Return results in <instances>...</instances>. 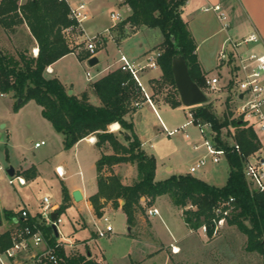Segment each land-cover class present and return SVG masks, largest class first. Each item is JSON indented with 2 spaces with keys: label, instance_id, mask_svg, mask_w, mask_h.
Segmentation results:
<instances>
[{
  "label": "trees",
  "instance_id": "16d2710c",
  "mask_svg": "<svg viewBox=\"0 0 264 264\" xmlns=\"http://www.w3.org/2000/svg\"><path fill=\"white\" fill-rule=\"evenodd\" d=\"M187 1L124 0L131 12L118 24L122 33L128 28L151 27L161 30L163 40L156 48L161 51L158 61L162 77L153 81V85L155 89L161 88L164 83L172 86L164 101L173 107L183 104L172 71L175 57L184 55L192 78L204 91L208 86V73L198 61L197 43L182 16ZM23 21L37 40L39 53L34 55L25 48L15 56L0 48V91L16 98L15 110L35 100L42 107L43 116L64 135L65 148H71L89 135L97 137L98 146L109 144L113 148V153H103L96 162L99 189L91 196V201L97 215L103 214L102 197L112 200L114 207H119L120 199H124L122 208L128 222L134 224L137 212L142 208L143 196L148 198L151 205L159 196L169 195L173 203L183 209L184 219L190 228L199 229L207 224L209 237H212L215 209L222 205L231 208L227 224L237 226L246 235V250L264 255V192L253 187L244 172L245 160L260 148L251 126L241 118H231V115L223 119L218 117L210 100L198 105L192 111L194 122L200 125L210 123L215 132L213 142L219 147L232 148L227 155L230 170L226 183L222 186L212 184L190 172L158 180L156 156L146 151L135 132L133 115L139 108L136 103L144 100L141 86L133 74L117 67L92 79L89 88L82 93L70 94L63 81L51 76L47 69L61 57L75 52L65 37L66 28L73 23L68 3L65 0H26L21 4L18 0L1 1L0 23L5 28L15 30V26ZM78 57L86 60L91 53L87 50L86 53H78ZM91 94L96 95L101 103H94L90 99ZM18 98H22V101L18 102ZM115 122L120 123L117 132L110 128ZM231 125L236 128L233 144H238L240 151L221 138L223 128ZM123 162L131 163L136 168L137 178L131 184L124 183L121 176L114 172V166ZM232 197L233 202L228 204ZM70 200L71 194L63 185V201L57 212H64ZM13 216L12 211L5 210L7 220L11 221ZM30 221L42 224L50 243H55L57 235L52 226L46 225L42 215L31 217ZM10 245L11 230L0 232V249ZM58 254L61 256L59 264H101L90 250L81 252L73 249L66 252L64 247H59Z\"/></svg>",
  "mask_w": 264,
  "mask_h": 264
},
{
  "label": "rangeland",
  "instance_id": "374dc122",
  "mask_svg": "<svg viewBox=\"0 0 264 264\" xmlns=\"http://www.w3.org/2000/svg\"><path fill=\"white\" fill-rule=\"evenodd\" d=\"M103 8L94 17L96 27L90 32L104 31L106 27L112 26L115 22L111 18L112 10L119 11L122 15L127 13L120 7V4L114 2ZM14 29L5 28L0 23V48L15 56H18L19 51L25 48L34 54V48H39V46L27 23L23 21L17 24ZM113 29L114 41L106 40L104 42L99 49L102 52L99 53L100 63L93 66L87 61L81 62L77 55L87 52L83 37H69L65 33L68 43L75 52L58 59L55 74L71 87L81 90L92 79L116 69L117 59L121 53H126L131 57L136 56L149 44H156L163 39L159 28L144 27L141 30L136 28L127 30L125 33H122L118 25ZM130 36L132 37L126 40ZM142 43L146 46L142 47ZM154 48L156 47L154 46ZM88 69L91 71V77L87 75ZM140 75L146 77L151 84L152 81L162 77V69L161 67L159 69L146 68L140 72ZM138 83L142 89L143 100L149 102L144 103L134 114V127L137 130L136 134L147 142L145 145L147 152L156 156V179L162 180L175 173L190 172L191 165L207 152L205 147L196 149L194 144L203 142L204 137H207L211 142L215 139V132L212 128L205 124H196L190 114L200 104L192 106L182 104L173 107L164 101L166 94L172 90L171 85L164 83L161 88L154 89V85L151 87L148 84L150 92L145 90V93L149 94L147 95L143 91L141 79ZM205 89L218 117L222 119L228 115H231V118L236 117L237 99L234 91L228 87L212 90L206 86ZM157 99L164 102L152 103ZM15 103L16 98L12 95H0V161L4 167L13 165L17 168L25 161L38 162L41 164V174L28 184L21 185L18 180L11 184L7 172L0 171V208L3 225H6L7 220L5 217L6 207L17 210L26 205L31 211H39L43 214L45 196H48L52 203H62L63 181L57 175L54 167L59 159L65 161L69 174H72L67 179L69 186L81 180L82 175L79 170H82L83 176L90 185L96 184L95 148L86 143H82L77 150L65 148L62 133L42 116L41 106L35 100H30L21 106L22 109L19 113L14 109ZM186 133L190 136L187 137ZM235 133L234 126L224 127L221 138L225 142L233 144L235 143ZM42 139H47L48 143L37 148L35 143ZM124 142L127 141L124 139ZM229 170L227 158L223 157L219 163H214L209 159L207 165L193 174L204 177L205 172L209 171L211 177L205 179L212 184L222 186L227 181ZM170 198L167 196L159 202L161 216L151 218V228L150 225L142 231L136 228L135 233L137 232L139 237L130 235L129 227L124 225L120 213H111L108 215L109 223L113 225L115 232L106 236H98L96 241L89 242L90 246L79 240L90 237L93 228L106 227L107 222L103 219L104 214L100 216V219H94L85 205L79 207L71 205L62 212L63 223L60 226L62 235L59 238L61 240H76L74 249L81 252L92 250L102 260L101 264H264V255L246 250L247 237L235 225L226 223L219 233L214 237H209L211 239L208 241L203 232L196 229L194 234L179 242L176 237L180 235L179 233H185L187 227L178 207L170 202ZM100 203L102 207L105 206L102 199H100ZM79 208L87 226L76 231L74 223L77 224L76 220L81 212L78 210ZM146 239L151 240L152 244H142ZM162 241L165 247L162 250L157 249ZM170 242L183 245L182 251L176 254L173 245H169ZM139 246L144 247L146 258H140ZM151 251L152 254H148Z\"/></svg>",
  "mask_w": 264,
  "mask_h": 264
},
{
  "label": "built area",
  "instance_id": "2783aa9c",
  "mask_svg": "<svg viewBox=\"0 0 264 264\" xmlns=\"http://www.w3.org/2000/svg\"><path fill=\"white\" fill-rule=\"evenodd\" d=\"M24 1L26 0H18L19 4ZM65 1L69 5V16L73 21L66 28L65 33L69 37H83L85 47L90 51L91 56L97 54L106 40L114 39L113 28L126 18L121 12L113 11L111 18L115 22L112 26L106 27L104 31L90 32L86 27V22L91 18L89 0ZM210 8L218 11L223 28L230 30L232 27L231 22L227 13L222 9L221 4H215L206 9ZM261 43L264 45V40L256 31L243 36L235 35L234 33L228 34L219 50L218 60L220 65L231 67L230 76L224 82L218 75L207 77V85L212 90H221L223 87H228L234 91L237 99L236 117L241 118L248 126L254 129L260 143V148L245 160V176L253 187L264 192V50L253 48L254 45ZM38 53L39 48L35 47L34 55H38ZM160 55L161 51L157 49L148 55L145 60L135 61L131 60L127 54L121 53L118 58L119 67L132 73L139 81L142 70L148 67H160L158 61ZM87 75L91 77V71H88ZM0 95L4 96L5 94L0 91ZM136 104L140 106L141 102ZM190 114L193 117L192 111ZM205 125L212 126L210 123ZM186 136L189 137L190 135L186 133ZM45 143V140H41L36 145L39 146ZM232 145H235V148L240 151L238 144ZM194 147L196 149L205 147L207 152L191 165L190 173H194L207 165L209 159L214 163H219L223 157L227 158L228 153L232 150V148L217 146L213 141L208 140L207 137H204L203 142L194 144ZM7 168L0 161V171L5 170L7 172L8 180L11 184H14L16 180L20 184L26 183V179L21 175H9ZM57 171L60 175L64 174L59 168H57ZM233 200V197L230 198L228 204L233 202ZM58 208L59 205L52 203L48 196L44 197L42 216L46 219V225L53 227V224H55L59 230V235L54 244H51L49 238L45 235L42 224L30 221V213L27 208H22L18 214H15L12 219L15 227L11 229V245L5 249H0V264H59L61 256L58 254V248L65 247L67 242L59 238L62 235L60 226L63 223V218L62 214L57 212ZM230 210V207L224 208L222 205L216 207L215 216L212 220V225L214 226L212 237L216 236L227 223V216ZM53 212L58 213L56 219H52ZM149 214H160V210L158 207H152L149 209ZM103 219L107 222V225L105 228H97L98 236H106L114 230L113 225L109 223V216L103 215ZM199 229L204 235L209 237L207 224H203ZM173 249L176 251L177 248L173 245Z\"/></svg>",
  "mask_w": 264,
  "mask_h": 264
},
{
  "label": "crops",
  "instance_id": "0c3cea01",
  "mask_svg": "<svg viewBox=\"0 0 264 264\" xmlns=\"http://www.w3.org/2000/svg\"><path fill=\"white\" fill-rule=\"evenodd\" d=\"M123 1L124 0H89L91 18L86 22L87 29L89 31H92L96 27V23H95L96 21L93 20L94 17L98 14V12H100L104 9L103 7H105L107 4L112 3V2L120 4V7L127 11V13L124 15L125 17H127L130 14L131 9L126 4H124ZM215 4H221L222 9L227 13L229 20L231 22V26H232L230 30H226L223 28V23H222L221 18L219 17L218 11L214 10L213 8L206 9L207 7L214 6ZM113 11H115V10H112L111 13ZM182 16L187 21L188 26H189V28L193 34V37L197 43V55H198V61H199L201 68L205 72L208 73L207 74L208 77L218 75L220 77V79L223 80V82L225 80H227V78H229L231 67L227 66V65H220L219 64L218 53H219V50L221 49V47L223 46L225 39L228 36V34L234 33L235 35L243 36V35H247V34L253 32V31H256L262 36V39L264 40V0H188L187 3L185 4V6L183 7ZM141 29L142 28H140V30ZM132 36L126 38V40L130 39ZM162 40H160L156 44H149V46H147V48H144V50L136 56L131 57L128 54H127V56L131 60L143 61L146 59V57L148 55L152 54L155 50H157L156 48L153 49V47L154 46L156 47V45H158L160 42H162ZM112 41H114V40L112 39ZM141 45H142V47L144 45L146 46V44H144V43H142ZM253 48L256 50H264V45L262 43L257 44V45H254ZM99 53H102V52L98 51L96 54V56L99 59L98 63H100ZM103 56H104V53H103ZM79 60L81 62H84V61L89 62V59H86V60L79 59ZM57 61H59V60H57ZM57 61L52 63L48 67L49 68L48 72L51 76L59 77L57 74H55L57 72V68H56ZM117 63H118L117 67H119L118 59H117ZM148 68H150V67H148ZM159 68L160 67L155 68V69H159ZM150 69H154V68H150ZM88 71H90V69H88L87 72ZM101 75H103V74H101ZM101 75H99V76H101ZM60 79L62 80V78H60ZM140 79H141V83L143 85V89H144L143 91L145 93V90L150 89V88H148L147 85L149 84V86L152 87L153 81L150 84V81L146 77L141 76V75H140ZM63 83L68 87V89H70V88L73 89V92H75L77 94H80L89 88V84H88L87 86H85V88H82L81 90H76L74 87H71L70 84H68L64 81H63ZM152 90H153V88H152ZM149 92H150V90H149ZM152 92L154 93L155 91L153 90ZM145 94L149 95L147 92ZM6 95H8V94H6ZM97 98L98 97L96 95L91 94L90 99L94 103L100 104L101 101L99 98L98 99ZM96 99H97V101H96ZM146 102H149V101H146ZM146 102L145 101L143 103L141 102V105L139 106V108L142 107V105ZM162 102H164V101H161L158 99L155 102L152 101V103H162ZM21 109H22V107H20L17 110V112L19 113L21 111ZM41 114H42V107H41ZM42 116H43V114H42ZM133 117H134V115H133ZM44 118H46V117H44ZM118 124H119V127L117 129L112 128L111 130L117 132L118 129L120 128V123H118ZM111 126H110V128H111ZM135 131H137V130L135 129ZM139 138L142 140L143 147L145 148V145L147 142L145 140L143 141V139L140 137V135H139ZM42 140H45L46 143L37 146L36 145V143L38 142L37 141L35 143V146L37 148H41L43 145H46L48 143L47 139H42ZM62 141L64 144V135L62 137ZM96 141H97V137L95 135H89V136L81 139L80 141H78L74 146H72L70 148V149L74 148L75 150H77V148L82 143H86V144H88V146L95 148V150H96V154H95V171H96L95 172V182H96V184L95 185H90L87 182V179L83 176L82 170H79L80 175H82L81 180L78 182H74L72 186H69V184L67 183V179H69L72 176V174H69V170L66 166L65 161L62 159H59L56 162L54 167H55V171H56L57 175L62 179L63 185H65L68 188V190L71 194V200H70L69 206L74 205V206L79 207L81 205L82 206L85 205L89 209L88 211L90 212L91 216L94 219H100L101 217L99 215H97V213L95 212L94 206H93L92 201H91V196L93 194H95L99 189V187H98V172H97V168H96V162L101 157V155L103 153H113L114 150L109 144H107L103 147H100L96 144ZM40 165H41L40 163H38V162L36 163V162H33L30 160V161H25V162L21 163L19 168L14 166L16 169V173H21L19 175L23 176L26 179V183L21 184V185L28 184L29 182L35 180L41 174ZM57 168H59L61 171H63L64 174L60 175L57 171ZM76 172H78V171H76ZM76 172H75V174H76ZM114 172L119 174L122 178V181L126 184L133 183L135 181V179L137 178L136 168L131 163L123 162L120 164H116L114 166ZM106 173H110V172H106ZM175 174H177V173H175ZM199 177H201L203 179L210 178L211 173L209 171H207V172H205L204 177H202V176H199ZM205 180H207V179H205ZM65 183H67V184H65ZM76 189H80L82 191V194H83V198L79 201L75 200L73 197V191ZM167 196H169V195L159 196L155 200V202L151 205L148 204V198L143 196L141 198L142 208H141V210H139L137 212L136 220H135L134 224H130L128 222L127 214L125 213V211L122 208V206L125 202L124 199H120V206L119 207H114L112 200H109L106 197H102L101 199L105 205L102 207V210H103L104 215H110L111 213H120L122 216V219L124 220V225L129 227L130 235L138 236L137 232L135 233L136 228L141 229L140 231L144 230V228H146V227H149V225L151 228V226H152L151 218L154 216H161V209H160L158 204L162 199L166 198ZM169 198H170V196H169ZM170 200H171L170 202H173L171 198H170ZM43 204H44V199H43ZM54 204L60 206V204H58V203H54ZM150 207H158L160 210V214L150 215L149 214V208ZM177 207L181 213L184 224L187 227V230H185V233L184 232L179 233L180 235L178 237H176L179 242L180 241L182 242V240H184L188 236L194 234L196 229H192L188 226V224L186 223L184 216H183V209L179 206H177ZM22 208L28 209V211L30 213V218L35 217V216L38 217V216L42 215V213H40L39 211H37V212L31 211L26 205L21 207V209ZM21 209L16 210V209L11 208V207H6L5 210L12 211L15 215V214H18ZM78 210H80V208ZM76 223L77 224L74 223V227H75L76 231L87 226V223H86L85 218L82 214V211L79 212V217L77 218ZM14 227H15V223L13 222V220H11V221L6 220V225H3V223H2V225H0V232H3L7 229L11 230ZM184 229H185V227H184ZM198 230L201 231L200 229H198ZM114 232H115V228L113 231H111L108 234H111ZM203 235H204V233H203ZM204 236H206V235H204ZM97 237H98L97 229L93 228L91 230V236L90 237H86L83 240H79V241L85 242V243H87V245H89V242H91L93 240L96 241ZM206 239L208 241L211 238L206 236ZM75 241H71L69 239L68 240L66 239L67 245L64 247L66 252H70L71 250L74 249V246H76V243H74ZM78 244L79 243L77 242V245ZM142 244L149 245L152 243H151V240L146 239ZM171 244L179 249V251L175 252L176 254L180 253L182 251L183 245L177 244V242H170L169 245H171ZM163 247H165V245H164V242L162 241L161 244L157 247V249L160 248L162 250ZM138 250L140 253V258H142V259L146 258L144 247L139 246ZM90 253L92 254V256L95 259L102 262V260H100L98 258V254H94L92 250H90ZM148 254L151 255L152 251L149 252Z\"/></svg>",
  "mask_w": 264,
  "mask_h": 264
},
{
  "label": "water",
  "instance_id": "95a60500",
  "mask_svg": "<svg viewBox=\"0 0 264 264\" xmlns=\"http://www.w3.org/2000/svg\"><path fill=\"white\" fill-rule=\"evenodd\" d=\"M98 57L96 55L89 58L90 65H96L98 63ZM172 71L175 78V83L179 91L181 101L186 106H192L196 104H202L208 102L209 98L207 93L200 87V85L192 78L189 66L184 55H179L175 57L172 61ZM70 94L73 93V89H69ZM242 97V95H241ZM19 102L22 98H19ZM9 175L14 176L16 174V169L13 165L7 168ZM73 197L75 200H81L83 198L82 191L76 189L73 191ZM58 216L57 212L52 213V219H56ZM2 221V211L0 208V222ZM53 229L56 235H59L58 227L53 224Z\"/></svg>",
  "mask_w": 264,
  "mask_h": 264
},
{
  "label": "bare ground",
  "instance_id": "6f19581e",
  "mask_svg": "<svg viewBox=\"0 0 264 264\" xmlns=\"http://www.w3.org/2000/svg\"><path fill=\"white\" fill-rule=\"evenodd\" d=\"M119 127V124L116 122V123H113L112 124V128L113 129H117ZM61 167V166H60ZM62 168V167H61ZM176 251H179V249L177 248Z\"/></svg>",
  "mask_w": 264,
  "mask_h": 264
}]
</instances>
